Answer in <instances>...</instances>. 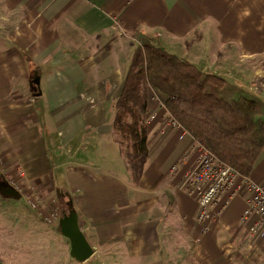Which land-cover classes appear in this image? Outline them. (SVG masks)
I'll return each instance as SVG.
<instances>
[{"label":"crops","instance_id":"crops-1","mask_svg":"<svg viewBox=\"0 0 264 264\" xmlns=\"http://www.w3.org/2000/svg\"><path fill=\"white\" fill-rule=\"evenodd\" d=\"M12 21L22 25L11 35ZM133 30L264 101V0H0V164L46 195L65 185L94 249L84 264H264V236L245 244L257 217L243 224L240 197L202 237L197 201L170 176L189 141L168 133L162 111L133 184L112 128L139 45ZM255 172L264 177V151ZM39 215L18 241L1 239L0 264L54 255L75 264L65 238L60 253L34 225Z\"/></svg>","mask_w":264,"mask_h":264},{"label":"trees","instance_id":"trees-1","mask_svg":"<svg viewBox=\"0 0 264 264\" xmlns=\"http://www.w3.org/2000/svg\"><path fill=\"white\" fill-rule=\"evenodd\" d=\"M131 35L139 45L114 104L113 133L133 184L140 186L149 155V93L197 142L243 176L251 175L264 151V101L168 54L137 30ZM5 190L0 183L2 196ZM56 200L62 214L75 211L67 191Z\"/></svg>","mask_w":264,"mask_h":264},{"label":"built area","instance_id":"built-area-1","mask_svg":"<svg viewBox=\"0 0 264 264\" xmlns=\"http://www.w3.org/2000/svg\"><path fill=\"white\" fill-rule=\"evenodd\" d=\"M151 100L156 108L149 106L147 109V125L165 109L156 96ZM163 123L168 133L176 134L178 140L189 141L182 158L172 167L170 176L175 180L176 190L197 201L199 205L197 222L202 227V237L209 236L212 223L222 217L228 202L235 197L242 198L246 204L243 224L252 217H257V222L247 232L245 244L251 246L256 234L264 236L263 175L255 172L243 176L197 142L168 113ZM0 183L4 184L7 190L14 192L18 200L22 201L29 210L44 216L41 210L45 208L49 199L45 198L47 195L43 189L37 188L26 178L24 171L13 173L0 164ZM52 208V216L46 217L49 224L58 220L60 222L58 205L54 204Z\"/></svg>","mask_w":264,"mask_h":264},{"label":"rangeland","instance_id":"rangeland-1","mask_svg":"<svg viewBox=\"0 0 264 264\" xmlns=\"http://www.w3.org/2000/svg\"><path fill=\"white\" fill-rule=\"evenodd\" d=\"M21 25H22L21 23H16V22L12 21L11 26H10L11 35L15 32L16 29H20ZM3 38H5V37H2V36L0 37V39H3ZM149 95L151 98L153 97V94L149 93ZM152 102L153 101L150 99L149 106L155 109L156 106H154V104ZM113 108H114V106H113ZM162 112L165 115L167 114L165 109ZM112 128H113V125H112ZM175 136L177 138L176 134H175ZM113 142H114V136H113ZM104 165H105V168H109L107 166V163ZM51 191H52L51 195L45 196V198H47L49 200H48L47 204L45 205V208L43 210H41L42 214L44 216H42L41 214L39 215V218L42 222L34 224V225L38 226L39 229L43 233L50 234L49 232H51L50 235H52L53 237H48L46 240H50L56 248H59L60 253H62V252L64 253L65 247L61 242L62 241L64 242L65 240H63L64 238L61 237L57 232L59 220L54 221L53 223H50V224L46 221V217L52 216L51 214L53 212V208H52L53 205L57 204V200H56L57 194L54 191V188ZM2 198H3V196H2ZM2 198L0 199V203H1ZM7 205H9V206H7L6 208L9 210L6 212L2 211L3 206L2 207L0 206V241L4 236L8 235L10 243H12V241H14V240L18 241L19 239H21L23 237V234L26 231L25 221L32 222L31 219H33V218L31 217V214L36 213V212L29 210L28 207L22 201H19V200L16 202L11 201V203H8ZM51 208H52V211L50 213ZM59 210H60V208H59ZM60 214H61L60 215V219H61V217H62L61 211H60ZM55 239L59 240L60 242H56ZM69 257L70 256L68 253L67 258L69 259ZM27 260L30 262L39 263V258H35V253H30L28 255ZM56 261L58 262V264H64V262L60 258V256L58 257L57 255H54L53 257H50V258H49V256H47L46 259H43L44 264H54ZM74 263L77 264L76 262H74Z\"/></svg>","mask_w":264,"mask_h":264},{"label":"water","instance_id":"water-1","mask_svg":"<svg viewBox=\"0 0 264 264\" xmlns=\"http://www.w3.org/2000/svg\"><path fill=\"white\" fill-rule=\"evenodd\" d=\"M65 189L64 184L57 186V196L65 191ZM3 196L17 199V195L11 190H5ZM57 232L68 241L70 249L69 256L73 261L84 264L93 257L94 249L82 231L76 211L71 212L69 215L62 214Z\"/></svg>","mask_w":264,"mask_h":264},{"label":"flooded vegetation","instance_id":"flooded-vegetation-1","mask_svg":"<svg viewBox=\"0 0 264 264\" xmlns=\"http://www.w3.org/2000/svg\"><path fill=\"white\" fill-rule=\"evenodd\" d=\"M65 191H66V189H65ZM65 191H63L62 193H64ZM62 193H61V194H62Z\"/></svg>","mask_w":264,"mask_h":264}]
</instances>
